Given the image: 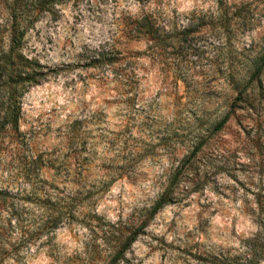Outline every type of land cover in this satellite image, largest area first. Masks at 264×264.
<instances>
[{
	"label": "rangeland",
	"instance_id": "374dc122",
	"mask_svg": "<svg viewBox=\"0 0 264 264\" xmlns=\"http://www.w3.org/2000/svg\"><path fill=\"white\" fill-rule=\"evenodd\" d=\"M161 1L170 26L190 24L192 49L158 42L150 58L144 41L128 42L137 82L124 94L90 58L137 0L66 3L22 40L34 81L22 83L17 121L0 129V186L22 198L29 220L42 209L59 216L28 264H209L255 231L245 202L258 185L264 191V69L248 110L215 127L237 93L225 73L243 74L240 88L253 70L245 49L264 42V0H224L233 17L222 47L216 0ZM185 74L203 97L196 116L173 117L171 95H182ZM186 147L200 148L188 155ZM180 162L179 201L151 213Z\"/></svg>",
	"mask_w": 264,
	"mask_h": 264
},
{
	"label": "trees",
	"instance_id": "16d2710c",
	"mask_svg": "<svg viewBox=\"0 0 264 264\" xmlns=\"http://www.w3.org/2000/svg\"><path fill=\"white\" fill-rule=\"evenodd\" d=\"M80 1L82 0H0V107H2L0 129L11 126L17 121L18 97L22 83L34 81L29 75L30 72L24 69V64L28 60L20 52L22 40L42 17H52L61 5L69 2L77 4ZM216 2L218 5L215 18L216 33L221 39L222 47L227 42L222 34L233 15L229 16L224 0H216ZM171 20L172 18H167L161 0H137L136 12L120 11L114 16L109 40L98 45L92 53L91 65L107 67L119 93L124 94L125 91L133 90L137 77L133 55L126 49L128 42L144 41L145 50L150 58L155 54L154 49L158 42L165 47V43L175 40L177 48L192 49L184 44L187 35L192 32L190 24L178 28L170 26ZM245 51L247 53L244 58L246 62L252 63L253 70L248 73L240 88L237 82L242 80L243 74L238 73L233 76L230 70L225 73L222 83L230 84V88L236 89L237 93L229 103V110L215 128H220L228 118L234 116L237 110H245V112L248 110L253 103L249 101L250 89L257 91L263 89L261 74L264 69V42L256 46L255 50L247 48ZM181 76L183 92L182 95L177 93L171 95V113L173 117H179L184 112L196 116L197 110L193 105H199L203 97L201 88L190 84L187 74ZM163 94L171 97L166 93ZM129 96H131L129 100L132 101L136 95ZM250 109L254 110V107ZM199 148L186 147L185 152L191 149L188 155H193ZM182 166L183 162H180V165L172 164L168 169L166 182L151 203V213L167 203L179 201L181 189L177 177L182 171ZM245 204L255 224V231L241 243L239 250L233 256L218 254L210 257L209 264H264V191L261 185L252 190V197ZM26 211V206L18 194L0 186V264H28L27 258L39 251L36 241L41 234L54 229L59 221V216L53 215L47 209H42L37 221L26 218ZM122 252L123 247L117 250L113 259H117ZM45 253L49 256L54 255L53 249Z\"/></svg>",
	"mask_w": 264,
	"mask_h": 264
}]
</instances>
